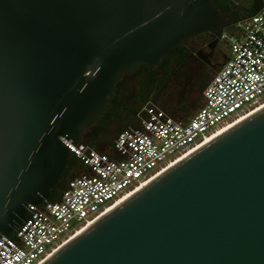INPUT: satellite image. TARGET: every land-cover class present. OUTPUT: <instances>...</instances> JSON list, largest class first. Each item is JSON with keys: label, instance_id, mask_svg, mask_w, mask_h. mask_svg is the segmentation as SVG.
I'll return each instance as SVG.
<instances>
[{"label": "water", "instance_id": "water-1", "mask_svg": "<svg viewBox=\"0 0 264 264\" xmlns=\"http://www.w3.org/2000/svg\"><path fill=\"white\" fill-rule=\"evenodd\" d=\"M225 26L213 0H0V237L51 199L72 156L62 137L86 141L124 75ZM41 264H264V108Z\"/></svg>", "mask_w": 264, "mask_h": 264}, {"label": "built area", "instance_id": "built-area-1", "mask_svg": "<svg viewBox=\"0 0 264 264\" xmlns=\"http://www.w3.org/2000/svg\"><path fill=\"white\" fill-rule=\"evenodd\" d=\"M248 1L251 13L219 35L228 57L191 116L177 119L147 100L136 113L137 123L116 135L113 154L62 137L83 169L67 181L58 199L32 204V215L13 237H0V264L43 263L123 199L251 114L264 98V0L259 11L254 0Z\"/></svg>", "mask_w": 264, "mask_h": 264}, {"label": "flooded vegetation", "instance_id": "flooded-vegetation-1", "mask_svg": "<svg viewBox=\"0 0 264 264\" xmlns=\"http://www.w3.org/2000/svg\"><path fill=\"white\" fill-rule=\"evenodd\" d=\"M237 1L213 0L220 10L222 22L227 24L225 29L251 13L250 1ZM228 53V46L219 36L204 32L193 37L184 48H177L166 55L155 70L147 64L140 65L118 82L116 94L108 107L115 108V111L105 120L101 118L99 124L85 135V140L107 147L120 130L131 122L137 123V111L150 99L172 112L186 105H196L192 102L193 91L205 88L224 64ZM72 175L68 169L63 181L66 183Z\"/></svg>", "mask_w": 264, "mask_h": 264}, {"label": "trees", "instance_id": "trees-1", "mask_svg": "<svg viewBox=\"0 0 264 264\" xmlns=\"http://www.w3.org/2000/svg\"><path fill=\"white\" fill-rule=\"evenodd\" d=\"M238 1H241V0H238ZM203 104V103H202ZM201 104V105H202ZM115 111V108H108V110L105 111V113L103 114L102 116V121L105 120L108 115L112 114L113 112ZM173 114V113H172ZM174 115V114H173ZM136 123L135 122H131L129 123L125 128H127L128 126L130 125H135ZM123 128V129H125ZM122 129V130H123ZM121 131V130H120ZM119 131V132H120ZM118 132V133H119ZM97 135V132H95V136ZM114 141V140H113ZM113 141H110L109 142V145L105 148H102L100 147L98 144L92 142L90 139L89 140H86L85 142L86 143H90L91 145H93L94 147H96L98 150L100 151H104V152H111V154H113V145H114V142ZM69 171H72L73 175L72 176H75V175H79L83 169V166L80 164L79 162V159L76 158L74 155L71 156L70 160H69ZM66 174V173H65ZM64 174V176H65ZM71 176V177H72ZM70 177V178H71ZM69 180V179H68ZM67 180V181H68ZM66 183L64 181H62V183L56 188L54 189V192H53V195L51 196V199H58L60 197V195L62 194L63 190L66 188L67 186V182ZM50 199V200H51Z\"/></svg>", "mask_w": 264, "mask_h": 264}, {"label": "rangeland", "instance_id": "rangeland-1", "mask_svg": "<svg viewBox=\"0 0 264 264\" xmlns=\"http://www.w3.org/2000/svg\"><path fill=\"white\" fill-rule=\"evenodd\" d=\"M203 87L197 88L192 93V102L196 105H186L183 108L177 109L175 112L169 111L173 113L177 119H186V117L191 116L203 103ZM152 100V99H150ZM116 137V136H115ZM112 139V141L115 139Z\"/></svg>", "mask_w": 264, "mask_h": 264}, {"label": "bare ground", "instance_id": "bare-ground-1", "mask_svg": "<svg viewBox=\"0 0 264 264\" xmlns=\"http://www.w3.org/2000/svg\"><path fill=\"white\" fill-rule=\"evenodd\" d=\"M262 108H264V98H262V100H260V102L252 109L251 114L256 112V111H258V110H260V109H262ZM226 129H228V128H226ZM225 131L226 130H224L223 132H225ZM219 134H217V135H219ZM217 135L212 136L210 139L214 138ZM210 139H208V140L210 141Z\"/></svg>", "mask_w": 264, "mask_h": 264}]
</instances>
